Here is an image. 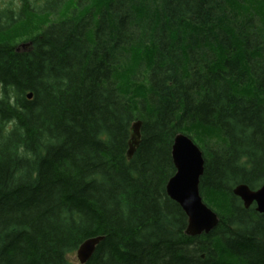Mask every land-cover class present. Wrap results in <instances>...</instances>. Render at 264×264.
<instances>
[{
    "label": "trees",
    "instance_id": "trees-1",
    "mask_svg": "<svg viewBox=\"0 0 264 264\" xmlns=\"http://www.w3.org/2000/svg\"><path fill=\"white\" fill-rule=\"evenodd\" d=\"M8 1L0 264H74L95 237L85 264H264V215L232 194L264 181V0ZM177 134L203 153L205 235L164 191Z\"/></svg>",
    "mask_w": 264,
    "mask_h": 264
},
{
    "label": "water",
    "instance_id": "water-1",
    "mask_svg": "<svg viewBox=\"0 0 264 264\" xmlns=\"http://www.w3.org/2000/svg\"><path fill=\"white\" fill-rule=\"evenodd\" d=\"M31 94L27 95L31 99ZM141 122L132 123L130 138L126 152L127 159L132 158L141 139ZM171 160L174 174L167 181L166 194L176 203L187 217L184 233L188 236L208 234L218 224L217 215L209 209L199 193V182L203 175L204 159L200 148L183 134H177L171 147ZM243 202L245 209L252 203L256 204V212L264 213V182L259 189L252 191L245 185H238L232 191ZM102 237L90 238L82 242L76 250V258L80 264H85L95 252Z\"/></svg>",
    "mask_w": 264,
    "mask_h": 264
},
{
    "label": "rangeland",
    "instance_id": "rangeland-1",
    "mask_svg": "<svg viewBox=\"0 0 264 264\" xmlns=\"http://www.w3.org/2000/svg\"><path fill=\"white\" fill-rule=\"evenodd\" d=\"M9 1L8 0H0V6H3V5H5L6 3H8ZM241 160V159H240ZM233 194V193H232ZM235 196V195H234ZM237 198H239L238 196H236ZM212 200H214V199H212ZM215 201V200H214ZM261 215H264V214H261ZM232 226H233V229L236 227L235 225H233L232 224ZM76 252L75 253H72L71 255H69V257H68V259L71 261V262H73L74 264H79L78 263V260H77V258H76Z\"/></svg>",
    "mask_w": 264,
    "mask_h": 264
},
{
    "label": "flooded vegetation",
    "instance_id": "flooded-vegetation-1",
    "mask_svg": "<svg viewBox=\"0 0 264 264\" xmlns=\"http://www.w3.org/2000/svg\"><path fill=\"white\" fill-rule=\"evenodd\" d=\"M254 210V209H253Z\"/></svg>",
    "mask_w": 264,
    "mask_h": 264
}]
</instances>
